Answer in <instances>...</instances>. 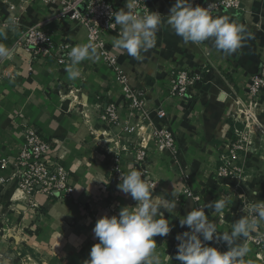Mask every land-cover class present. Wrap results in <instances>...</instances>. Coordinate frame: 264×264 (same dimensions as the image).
<instances>
[{
    "label": "crops",
    "instance_id": "crops-1",
    "mask_svg": "<svg viewBox=\"0 0 264 264\" xmlns=\"http://www.w3.org/2000/svg\"><path fill=\"white\" fill-rule=\"evenodd\" d=\"M116 1L120 9L125 7L126 0ZM174 3L148 0L147 6L166 21ZM243 4L246 8L242 10L217 15L245 28L243 47L232 55L218 51L211 41L186 45L166 23L157 32L156 46L142 54L141 60L114 47L119 25L107 36V47L117 56L128 84L146 99L150 114L147 121L128 107L123 84L97 54L94 60L81 62V77L76 80H70L65 71L70 62L59 65L55 59L34 60L24 48L1 60L0 155L8 151L11 158L15 156L24 130L35 126L44 139L52 142L54 156L68 167L74 192L68 200L40 193L35 208L17 187V180L11 179L13 166L0 168V264H84L89 259L92 246L99 242L93 233L96 221L105 215H118L122 207H135L137 203L118 190L120 182L109 170L112 153L123 144L118 143L117 136L125 124L137 127L134 137L141 134L144 138L147 157L142 169L144 178L155 185L153 197L171 200L174 189L179 194L172 213L161 209L172 231L165 237H154L162 264H180L175 259L173 239L186 231L179 221L195 208L185 194L186 188L200 195L204 206L229 197L222 217L205 207L221 233L230 232L233 223L245 215L242 208L246 200H264L263 142L257 141L242 152L240 178L217 176L221 153L228 149L235 129L244 127L234 115L243 104L248 105L250 79L264 62V0H243ZM53 11V6L41 1L16 12L5 5L0 7L4 19L17 14L23 25L44 23L57 42L87 44L85 28L70 20H53ZM0 31L6 34V38L0 37V43L11 48L12 31L1 25ZM176 68L203 74V80L186 97L169 95L171 72ZM109 102L118 105L119 125L100 118ZM254 103L264 128V92L254 98ZM159 109L166 110L165 120L157 117ZM161 126L171 129L176 137L180 149L176 159L156 148L154 133ZM134 157L131 149L125 157L126 173L133 169ZM134 169L142 172L141 167ZM252 190L259 195L252 196ZM12 226L16 228L9 232ZM262 233L264 222L250 236ZM250 236L243 241L249 249L244 264H264V246L254 245ZM207 246L211 244L207 242ZM221 246L228 250L225 244Z\"/></svg>",
    "mask_w": 264,
    "mask_h": 264
},
{
    "label": "clouds",
    "instance_id": "clouds-1",
    "mask_svg": "<svg viewBox=\"0 0 264 264\" xmlns=\"http://www.w3.org/2000/svg\"><path fill=\"white\" fill-rule=\"evenodd\" d=\"M139 0H126L124 8L111 12L114 23L109 27L120 26L121 31L113 41L114 47L124 50L136 60L156 46L157 32L166 23L174 33L188 44L211 41L212 46L225 55H232L243 47L245 28L230 21L227 17L213 15V5L193 6V0H175L167 20L155 11H136ZM127 9V10H125ZM17 24L12 21L10 27ZM0 37L6 34L0 31ZM12 50L0 43V59L11 55ZM70 63L65 71L70 80L81 77L79 65L85 60H94L96 49L91 44L77 45L68 53ZM144 174L131 169L121 174L118 190L136 201L135 207H122L118 215H105L99 218L93 228L98 243L90 250L89 259L84 264H162L157 254L156 236L165 237L171 231L169 221L161 209L172 213L177 206L179 194L173 190V199H155L152 195L155 185L150 184ZM252 196L259 195L256 190ZM191 195V193H189ZM229 204L225 196L205 205L212 212L223 216ZM204 208L192 209L183 219L180 227L189 229L176 235L178 241L175 259L180 264H244L248 247L243 243L250 234L264 222V200H246L242 211L245 213L236 220L230 232H218L215 223L209 220ZM223 243L228 250L221 252L217 247L207 246V242Z\"/></svg>",
    "mask_w": 264,
    "mask_h": 264
},
{
    "label": "built area",
    "instance_id": "built-area-1",
    "mask_svg": "<svg viewBox=\"0 0 264 264\" xmlns=\"http://www.w3.org/2000/svg\"><path fill=\"white\" fill-rule=\"evenodd\" d=\"M41 1L46 5L54 7L52 14L53 20H70L86 29L87 44H91L96 49L99 60L109 65L119 81L123 84L125 101L128 107L137 115L147 121L150 114L147 110L148 105L143 94L128 84L126 74L123 72L118 58L107 47V36L114 30L109 24L114 23V18L110 16L111 12L120 10L116 0H0L1 5L8 7L10 11L16 12L18 9L25 10L29 4ZM148 0H139L136 11L144 13L149 10ZM208 3L213 5V15L231 10H242L245 7L243 0H193V6L207 7ZM150 11V10H149ZM17 24L10 27L11 22ZM0 25L9 29L13 33L12 52L16 49L24 48L32 54L34 60L55 59L59 65L70 62L68 53L74 45L57 42L54 38V32L44 26V23L37 25H23L19 15H13L11 18H3L0 14ZM11 52V53H12ZM2 59H0L1 62ZM171 87L169 94L171 96L186 97L192 88L203 80V74L200 71H189L187 69L176 68L171 72ZM248 92L250 100L248 105L238 109L235 113V119L241 121L243 129H235V137L228 141V149L222 152L219 158L217 176L219 179L240 178L243 174L240 158L243 151L251 149L255 142H263L259 136L248 137L246 130L259 125L257 105L254 98L261 92H264V62L261 64L258 72L253 75L249 82ZM167 112L165 109L157 111V117L165 120ZM102 121L108 124L119 125L120 112L115 102H109L102 114ZM136 126L125 124L121 129L117 141L123 142L116 151L112 153L109 159V170L118 182L121 174H126L125 157L131 149H134L133 168L143 167L147 157V148L144 146V138L141 134L134 137ZM156 148L167 151L172 159H176L179 153V146L176 137L171 129L161 126L156 129ZM254 139V141L252 140ZM120 140V141H119ZM13 166L14 172L12 180H17V187L25 194L27 202L37 208L38 202L36 196L40 193L46 194L61 200L71 199L74 188L70 183L71 174L66 165L54 156V147L52 142L44 139L35 126L29 125L23 132L21 146L19 151L12 158L8 151L0 155V168L7 169ZM142 173L145 171L142 169ZM145 177V174L142 178ZM150 184L153 182L149 181ZM154 185V184H153ZM191 193V195H189ZM187 197L191 198L195 208H204V202L200 195L185 189ZM205 213L208 215L206 209ZM209 217V215H208ZM209 220L214 221L209 217ZM16 226L10 227L12 232ZM189 229L186 226V231ZM176 237V236H175ZM173 239L175 247L178 241ZM250 241L259 247L264 246V233L257 236H250ZM211 247H217L224 252L221 243L215 241L208 242Z\"/></svg>",
    "mask_w": 264,
    "mask_h": 264
},
{
    "label": "rangeland",
    "instance_id": "rangeland-1",
    "mask_svg": "<svg viewBox=\"0 0 264 264\" xmlns=\"http://www.w3.org/2000/svg\"><path fill=\"white\" fill-rule=\"evenodd\" d=\"M170 95V94H169ZM171 96V95H170ZM257 114H258V108L256 110ZM258 121H259V125H254L253 128H250L248 130H246L244 133H246L248 135V137L251 136V138L255 137V136H259L262 138V135L264 134V128L262 126V124L260 123L259 120V115H258ZM244 128V127H243ZM243 128H238V129H243ZM262 143V142H261ZM264 143V140H263ZM241 159V158H240ZM13 227V226H12Z\"/></svg>",
    "mask_w": 264,
    "mask_h": 264
},
{
    "label": "trees",
    "instance_id": "trees-1",
    "mask_svg": "<svg viewBox=\"0 0 264 264\" xmlns=\"http://www.w3.org/2000/svg\"><path fill=\"white\" fill-rule=\"evenodd\" d=\"M186 204H188V205L190 204V199H188V201H187V203H186Z\"/></svg>",
    "mask_w": 264,
    "mask_h": 264
},
{
    "label": "water",
    "instance_id": "water-1",
    "mask_svg": "<svg viewBox=\"0 0 264 264\" xmlns=\"http://www.w3.org/2000/svg\"><path fill=\"white\" fill-rule=\"evenodd\" d=\"M14 238H18V237L15 236Z\"/></svg>",
    "mask_w": 264,
    "mask_h": 264
}]
</instances>
